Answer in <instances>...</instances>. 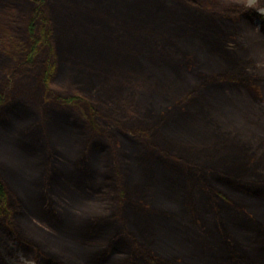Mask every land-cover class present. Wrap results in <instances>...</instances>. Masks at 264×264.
<instances>
[{"label":"trees","instance_id":"obj_1","mask_svg":"<svg viewBox=\"0 0 264 264\" xmlns=\"http://www.w3.org/2000/svg\"><path fill=\"white\" fill-rule=\"evenodd\" d=\"M83 2L89 3V6L84 5ZM71 3L76 6L74 9L69 8ZM171 4L176 6L174 11H169L168 5ZM58 6H63V11L60 15L68 22L71 20V15L75 16L74 10L77 7H81L84 10L83 7L86 6L85 11L89 15L85 11L84 15L86 14L87 22L92 25L88 18L96 21V28L93 32L106 35L109 43L110 41L119 42L130 38L128 26H133L135 30L140 31L139 33L147 29V32L152 31L153 34L160 35L165 34L166 30L168 31L163 19L172 18L178 21L184 18L183 23L186 26H179L180 31L187 33L193 28L197 32H202L205 29L204 37L206 36L205 40L207 41L205 42L208 45L210 44L209 46L215 47L216 52L230 56V53L235 51L246 52L264 48L263 42L256 43V39L251 41L253 33L248 34L250 43L245 42V39L241 36L243 30L247 27H259L261 34L264 35V14L258 12L264 7V2L260 1L258 6L255 7L248 6L246 2L238 3L231 0H0V133L9 130H15L16 132H14L16 137L4 138L1 141V147L4 149L7 147V150H12L13 154H17L22 159H26L28 155L31 159L29 165L43 166L49 161L54 163V168L48 176L43 179L42 177H31V179H28L29 186L37 188L34 191L31 189L28 191L29 188H27V199L30 200L31 198L29 202H26V199L17 197L18 190L14 187V184L21 185V182L15 172V168L8 164L0 163V170L3 172L2 175L0 174V234L15 242L25 256L30 260L36 261L37 264H141L144 261L142 260L143 258L138 259L137 257L138 260H135L134 255H138L139 252L142 254L143 249L142 251L132 252L134 244L129 245L124 235L127 229L129 230V225L126 224L125 219L123 220V214H127V219L129 218L128 213L131 214L132 212L140 213L143 217L145 215H142L144 211L140 212L133 204H129L127 210H124L120 218L122 211H118V207L115 205L118 203L115 202H118L121 197L117 199L116 197H111L108 191L107 193L106 191H101L104 187L114 191V188L107 184V181L114 179L117 159L113 157V150L109 148L106 140L96 137L95 134H98L101 127L99 124V118H102L100 109L103 106L115 104L114 98H117L113 93L115 92L113 90L115 81L118 80L119 83L124 85L122 79L130 76L128 73L131 68L138 67L141 70L145 69L146 72L148 66H145L146 68L142 67L141 65L145 63L138 58L136 59V57L131 60H119L121 54H116L117 50L114 49V43H110L109 52L102 55V59L107 62V58L110 56L108 63L110 64L114 61L111 64L113 66L121 65L122 69L117 68L114 71V68H110L112 65L107 68L102 64L93 68L91 64L89 67L93 71L83 70L84 76L80 72L75 71V74L78 72L76 81L71 80L73 82L70 83V77L66 78V80L63 78L64 83L69 82L65 90L53 89L52 85L58 80L60 54L64 52L62 39L60 46H57L56 27L51 16V9L56 11ZM257 20L260 25L256 24ZM194 25H200V27H192ZM174 33H176L175 30L173 31ZM257 35L260 37L259 34ZM189 39L195 41L191 37ZM210 40H212L211 43H209ZM247 43L252 46H248ZM43 51L45 53L42 55ZM41 55L42 57L39 59ZM159 56L161 57L162 54L159 53ZM158 59L159 57H157V61H159ZM168 60L171 59L169 58ZM172 62L174 63L175 61L173 60ZM234 63L236 66L239 63V59H236ZM184 66L186 72L189 67L187 65ZM86 75L90 76L85 78ZM17 81H20V86L27 90L40 88L42 90V104L52 102L61 106H76L80 109L84 108L85 111L87 110L85 113L86 122L92 132L86 130L88 128L82 126L79 123V119H73V117L59 111H53L49 118L44 119L46 127L42 126L38 122L43 123V121H41V118L40 121L38 118L36 120V113L32 107L21 100L13 101L7 95V89L14 84L17 85ZM239 83V77L236 75L228 76L220 72L201 75L197 82L189 84L188 88L182 94H179L181 96L175 95V106L172 110H168L167 116H175L187 109L192 111V114L189 115V119L192 121L191 125L182 124L181 121L185 122L186 118L181 120L182 117H179L173 120L172 123L165 124L169 127L167 129L179 133L181 136L191 138L198 136L197 138L205 139L206 141L204 142H206L207 148L204 152L207 154L212 150H216L218 146L236 149L241 151V153L243 152L246 156L249 152L254 153L257 150H260L261 153L264 150V140H250L236 135L238 132L223 131L221 130L223 128L213 121L216 120L214 109L219 105L220 101L215 98V93L223 89L236 88ZM259 84L258 78L254 77V79L249 81L248 86L255 88ZM117 95L121 97V95ZM126 98V100L117 98V103L124 102L128 106L133 104L134 96L131 93L130 97L127 96ZM143 98L146 99V96ZM193 101H195V106ZM190 102H192L191 105ZM217 103L218 105H216ZM139 104H142L141 101ZM144 109L145 104L139 111L140 115L138 118L141 120H137V122H141L140 124L146 123ZM147 114H150V110H147ZM221 116L223 120L233 124L241 122L240 117L232 113L221 114ZM25 121H28V123L15 128L14 124ZM219 123L221 125L226 124L221 120ZM105 127H109L107 122ZM105 129L108 130L107 128ZM119 133L121 136L125 134L122 131ZM140 133L144 134L143 131H140ZM125 136L129 141L135 143L131 135L126 133ZM14 141H17V143ZM70 144H79L76 149V152L79 153H77L75 158L70 155L72 154L69 148ZM165 144L171 146L175 151L180 148L181 151L190 154V156L193 155V150L190 152L186 148L177 147L167 141ZM131 146L134 150H126L122 156L127 172L131 173L134 171L133 169L136 171L141 169L146 173H156L158 175H166V173L170 174V176L172 174H180L175 169L177 166L175 163L157 155H154L151 165L143 167L139 162L141 163L144 160L145 152L140 151L136 144H131ZM195 152L197 153V151ZM44 153L48 155L46 154L45 156ZM94 157L101 159V167H96L92 160ZM4 159L5 157H0V160ZM86 159H89L88 162ZM47 160L49 161L47 162ZM65 160H68L69 163L67 164ZM239 160L243 161V157ZM261 162H264V158L259 161V163ZM190 177L193 179L192 175ZM165 179L156 181L154 185H145L143 188L147 189H144L142 193H153L157 198L161 199H170L173 194L184 196L185 187L183 183L175 182L173 177H165ZM203 180L208 185L207 190L210 195H206L205 191H203L202 199L205 198L208 202L227 200V193L223 190L215 189L214 187L216 186L224 187L234 193H241V198L251 200L255 198L264 202V182L225 174L205 175ZM58 186L64 188L74 187L77 191L85 193H88V190L103 193L107 198H102V194L97 196L96 203H103V205L95 207L99 212L103 213L88 214V216L79 219L78 221L80 222L78 224L71 225V223L67 222L68 216L56 214L51 194H48V188L54 187L53 195H56L57 192L55 190H59ZM197 186H201L198 179ZM6 187L9 189L7 190ZM7 191L12 202L7 200ZM167 199H163L166 203L164 211H158L150 215V229L152 230V227H154L155 231L157 227L165 225L170 227L172 232L177 233V231H180L178 230L180 225L175 221L174 226H172L171 221H173V218L170 217L169 213L173 215L180 213L181 210L179 209L180 207L171 205ZM119 206L122 208L120 204ZM38 211H44L51 218L47 226L48 229L36 225L44 233L48 232V234L53 235L57 233L59 236L62 234L63 239L67 237L79 240H94L106 234L112 235L107 246L98 253L79 254L72 253V251H68L64 247L56 249L49 242L44 241L45 245L38 242L27 231L31 224L27 225L26 222H33V216ZM222 218L219 222L214 223L216 229H219V226L224 227L225 223H229L227 221L224 222ZM121 219L124 223L121 222ZM233 219L234 223L231 224H234L238 230L240 229L242 232L255 237L254 242L259 244L257 253L259 256H264L263 226L255 219H252L251 216L246 219L235 216L232 221ZM150 226L148 225V227ZM138 230L139 234L137 235L139 236L145 231V229L141 228H138ZM130 233L135 236L138 232L131 230ZM134 240L138 244L141 243L138 239ZM159 241V238L153 241L149 240V244L157 246ZM224 245L226 246L227 254L225 259L230 260L231 263L241 264L239 259L244 260L246 258L239 246V249L236 248L237 251L232 249L234 247L229 239H225ZM143 252L148 253L149 261L155 260L158 264H168L167 261L155 257L149 250L148 252L145 250ZM253 253L254 251L250 254ZM121 255L127 258L122 260L116 258V256ZM252 264H264V259L261 262H252Z\"/></svg>","mask_w":264,"mask_h":264},{"label":"rangeland","instance_id":"obj_2","mask_svg":"<svg viewBox=\"0 0 264 264\" xmlns=\"http://www.w3.org/2000/svg\"><path fill=\"white\" fill-rule=\"evenodd\" d=\"M231 1L238 3L246 2L248 6L255 7L258 6L260 1L264 2V0ZM83 4L89 6L87 2H83ZM75 7L71 3L69 8L74 9ZM83 8L84 10L81 7H77L74 10L75 16L73 17L71 15L69 22L65 21L60 15L63 11V6H58L56 11L50 8L52 12L51 16L56 27L57 46H60L61 39L64 42V52L60 54L58 62V80L52 85L53 89L65 90L69 82L71 83L77 80L78 72L84 76L85 73L82 72L83 70L93 71L89 67L91 64L93 68L102 64L107 68L112 65L110 68H114V71L117 68L122 69L123 67L121 65L113 66L111 63L114 61L110 64L108 63L110 56H108L107 62L102 59V55L108 54L110 43H114V49L117 50L116 54H121L119 60H131L136 57V59L138 58L145 63L141 65L142 67L146 68L148 66L146 72L145 69L141 70L138 67H129L131 68L128 73L130 76L122 79L124 85L119 83L118 80L115 81L113 85V90H115L113 93L115 96L120 100H126V97H130L131 93L134 96L133 104L128 106L124 102L117 103V98H114L115 104L112 106H103L100 109L102 117L99 118V124L101 125L100 131L98 134H95L96 137L98 136L106 140L109 148L113 150V157L117 159L114 179L107 181V184L111 185L114 191L106 187L102 188L101 191H106V193L108 191L111 197H116L117 199L121 197L118 202H115L118 203L115 204L118 207V211H122L119 216L120 218L124 210H127L129 204H133L140 212L144 211L142 215L145 214L142 217L140 213H128V219L126 218L127 214H123V220L125 219L124 221L129 225V227L127 225L129 230L127 229L124 235L129 245L134 244L132 252L142 251V249L148 252L149 250L155 257L167 261L168 264H233L230 260L225 259L227 254L224 243L225 239H229L234 247L232 248L233 250L237 251L236 248L239 246L241 252L245 254L246 258L244 260L239 259V263L252 264V262H261L264 256H259L257 253L259 244L254 242L255 237L246 232H242L240 229L238 230L231 223H234V219L232 221V218L235 216L241 219H246L251 216L252 219H255L263 226L264 231V202L255 198L252 200L241 198V193H234L220 186L214 188L227 193L226 201L215 200L208 202L205 198L202 199V193L205 191L206 195H210L207 190L208 185L203 180L204 176L209 174L232 175V177L264 182V162L259 163L264 158V150L261 153L260 150L254 153L249 152L246 156L243 152L241 153V151L236 149H227L218 146L216 150H212L207 154L204 152L207 148L206 142H204L206 141L205 139L197 138L198 136L194 138L181 136L179 133L167 129L169 127L165 124L172 123L173 120L182 117L181 120L186 118L185 122L181 121L182 124L191 125L192 121L189 119V115L192 114V111L188 109L175 116H167L169 113L168 110H172L175 106V95L182 94L188 88V85L197 82L201 75L220 72L228 76H238L240 83L236 88L223 89L215 93V98H218L220 101L219 105L217 103L216 105L218 106L214 109L216 120L213 121L220 125L223 131L230 130L232 133L238 132L236 135L250 140H264V48L246 52L235 51L230 53V56L225 53L216 52L215 47L209 46L210 44L208 45L206 43V36L204 37L206 33L205 29L202 32H197L193 28L187 33L180 31L179 26H186L183 23L184 18L178 21L172 18L163 19L166 23L165 25H167L166 28L168 27V31L166 30L165 34L160 35L153 34L152 31L147 32V29L139 33L140 31L135 30L133 26H128L130 38L119 42L110 41L109 43L106 35L93 32L96 28V21L88 18L93 26L88 23L86 14H89L85 11L86 6ZM168 8L169 11H174L176 6L171 4L168 5ZM84 11L86 13L85 15ZM261 12L264 14V7L261 9ZM67 13L69 12L67 11ZM192 27L198 28L200 25H194ZM171 30H175L176 33L173 34ZM249 33L259 34L260 37L257 38L256 43L263 42L264 44V35L261 34L259 27H247L243 30L241 36L248 43L251 42L249 41ZM189 37L195 41H192ZM248 46L251 47L252 45L248 44ZM158 52L162 54L161 57ZM44 53L43 51L42 55ZM42 55L39 59H41ZM157 57H159V61H157ZM144 58L148 60L146 61ZM169 58L171 60H168ZM236 59H239V63L235 66L234 62ZM173 60L175 61L174 63L172 62ZM184 65L189 67L188 72H185ZM75 71L78 72L75 74ZM88 76L86 75L85 78H88ZM68 77H70L69 82L64 83L63 78L66 80ZM254 77L260 81L259 86L255 88L248 86L249 81L254 79ZM6 93L11 97V100H21L32 107L36 113V120L38 118L40 121L41 118L43 123H38L44 127H46L44 119L49 118L53 111H59L60 113L73 117V119H79V123L84 127L86 126L88 128L86 130L92 132L89 124L86 122L87 117L85 113L87 110L85 111L84 108L80 109L76 106H61L60 104L52 102L42 104V90L40 88L27 90L20 86V81H17V85L14 84L11 86V88L7 89ZM117 94L121 95V97H118ZM145 96L146 99L143 98ZM147 96L149 97L147 98ZM139 100L142 104H139ZM194 103L195 101H193V105ZM143 104H145L144 110L146 117H144L146 118V123L140 124L141 122H137V120H141L138 117ZM191 104L192 102H190ZM147 110H150V114H147ZM227 113L239 116L241 122L239 124H233L223 120L221 114ZM219 115L220 117H218ZM220 120L226 124L221 125L219 123ZM106 122L109 127H105ZM25 123H28V121L18 122L14 125L16 128ZM10 131H2L0 133V157H5L4 160H0V163H5L15 168V172L18 174L21 182V185L14 184V187L18 190L17 197L26 199L25 201L29 202L31 198L28 196L30 200L27 199V188H29L28 191L30 189L34 191L37 188L35 186H29L28 179H31V177H42L43 179L48 176L54 168V163L53 161L50 162L47 160L49 162L43 166L29 165L31 159L28 155L26 159H22L17 154H13L12 150H7V147H5L6 149L2 148L1 141L4 138L16 137L15 130ZM120 131L131 135L135 143L129 141L125 134L122 137L119 133ZM140 131H143L144 134H141ZM164 141L177 147L186 148L190 152L193 150V155L190 156V154L181 151L180 148L176 152L171 146L165 144ZM14 142L17 143V141ZM131 144H136L140 151L145 152L144 160L141 163L139 162L143 167L151 165L154 155H157L175 163L177 165L175 169L180 174H172L170 176V174L166 173V175H158L156 173H146L141 169L138 171L133 169L134 171L131 173L129 171L127 172L122 156L126 150H134ZM78 147L79 144L69 145L72 151V154H70L71 157L73 156L75 158L77 153H79L76 152ZM80 147L82 148V146ZM46 154L44 153L45 156ZM242 157L243 161L239 160ZM88 160L86 159L87 162ZM92 160L96 167H101V159L94 157ZM65 162L67 164L69 163L68 160H65ZM90 162L92 161L90 160ZM2 173L0 170L1 175ZM191 175L193 179H191ZM165 177H173L175 182L183 183L185 187L184 196L181 194H173L170 199L163 198L167 199L171 205L180 207V213L178 212L173 215L169 213L170 217L173 218V221H171L172 226H174L175 221L180 225L178 229L180 231H177V233L172 232L170 227L165 225L163 227H157L155 231L154 227H152V230L150 229V215L158 211H164V205L166 203L163 199L157 198L153 193H142L144 189H147L143 188L145 185H154L156 181L164 180ZM197 179L201 185L200 187L197 186ZM9 181L11 182V180ZM165 181L167 182L166 179ZM6 188L7 190L9 189L8 187ZM58 188V191L55 190L57 194L53 195V189L55 188L49 187L48 194H51L54 202L53 208L56 214H62L65 217L68 216L67 222L71 223V225L78 224L80 222L78 220L88 216V214L103 213L95 208L96 206L103 205V203H96L97 196L102 194V198H107L103 193L93 190H88V193L79 192L74 187L64 188L58 186ZM6 197L9 202H12L8 191ZM221 217H223L222 220L224 222L227 221L229 223H225L224 227L219 226V229H216L214 223L219 222ZM50 220L51 218L47 213L38 211L33 216V222L27 220L29 222H26L27 225H31L26 230L29 235L42 244H44V241L49 242L56 249L58 247H64L68 251H72V253H98L107 246L112 235L106 234L94 240H79L67 237L63 239L62 234L59 236L55 232L54 235L48 234V232L44 233V231H40V227H37L41 226L48 229L47 226ZM24 222L22 223L25 224ZM121 222L124 223L122 219ZM138 228L145 229L140 236L137 235L139 234ZM131 230H136L138 233L133 236L130 233ZM156 238L160 239L157 246L149 244V240L153 241ZM134 239L140 240L141 243L138 244ZM143 251L142 254L139 252L138 255H134V259L138 260L143 258L142 260L144 261L141 264H145V262L146 264H158L155 260L149 261L148 253ZM252 251L254 253L250 254ZM116 258L122 260L127 257L121 255L116 256ZM0 264L37 263L34 260L27 259L14 242L9 241L5 235L0 234Z\"/></svg>","mask_w":264,"mask_h":264},{"label":"bare ground","instance_id":"obj_3","mask_svg":"<svg viewBox=\"0 0 264 264\" xmlns=\"http://www.w3.org/2000/svg\"><path fill=\"white\" fill-rule=\"evenodd\" d=\"M257 38H259V36L257 34H253V36H251V41H254L255 39L257 40Z\"/></svg>","mask_w":264,"mask_h":264}]
</instances>
